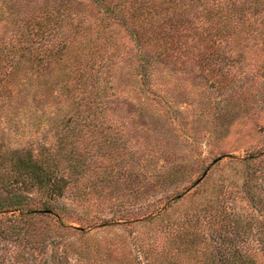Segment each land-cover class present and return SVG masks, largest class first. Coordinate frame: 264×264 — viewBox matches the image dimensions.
I'll return each instance as SVG.
<instances>
[{
	"label": "rangeland",
	"instance_id": "rangeland-1",
	"mask_svg": "<svg viewBox=\"0 0 264 264\" xmlns=\"http://www.w3.org/2000/svg\"><path fill=\"white\" fill-rule=\"evenodd\" d=\"M253 6L218 21L229 31L205 51L168 53L175 65L115 25L125 57L101 75L92 110L75 113L87 99L80 72L99 58L96 38L68 43L48 65L19 44L15 7L27 16L33 3L0 0V148L41 155L78 124L64 169L76 171V188L59 199L56 216L33 221L43 246H2L0 264H48L51 238L83 240L92 251L86 264H208L229 231L238 245L264 247V0ZM39 29L23 31L36 41ZM44 66L66 74L46 86L36 71ZM29 195L38 209L41 197Z\"/></svg>",
	"mask_w": 264,
	"mask_h": 264
},
{
	"label": "trees",
	"instance_id": "trees-1",
	"mask_svg": "<svg viewBox=\"0 0 264 264\" xmlns=\"http://www.w3.org/2000/svg\"><path fill=\"white\" fill-rule=\"evenodd\" d=\"M34 10L24 16L18 7L14 15L19 20V44L27 53L38 52L37 60L48 65L59 63L62 53L69 48L68 43L81 38L95 37L96 53L89 73L79 76L81 89L87 94L84 103L76 107V112L92 110L93 101L99 94L101 75L108 76L122 57L120 41L116 38L115 25L123 27L130 39L141 49L154 52L162 62L175 65L174 59H167L171 52L201 49L205 51L213 45V38H224L229 30L218 28V21L244 15L248 7H255L259 0H123L109 4L107 0H60L59 4L49 0H28ZM254 1V2H253ZM19 16V17H18ZM36 23L43 35L38 40H30L23 29ZM22 24V26H21ZM27 26V27H26ZM24 27V28H23ZM94 32L93 34L91 32ZM28 32V31H27ZM71 35V36H70ZM92 35V36H91ZM62 54V55H61ZM123 56L122 58H124ZM165 57L166 60L162 59ZM130 57L119 66L120 78L126 76V66ZM39 72L45 78L46 86L55 84L61 73L59 67L44 66ZM87 80L93 91L86 92ZM107 81L105 82V85ZM101 90V88H100ZM95 92L93 97L90 93ZM78 124L66 126V132L59 134L54 147L47 148L39 155L32 148H0V250L2 246L22 247L38 251L43 246L44 232L33 221L44 216H56L60 208L59 199L64 197L78 181L76 171L65 173V151L75 144ZM251 157L247 160L256 159ZM37 193L40 207L33 208L36 201L31 195ZM59 221V219H58ZM59 224L45 225V233L51 235ZM234 229V228H233ZM231 229V230H233ZM229 231V230H228ZM231 232L221 235V245L213 252L208 264H264V247L241 246ZM50 260L48 264H86L92 251L85 242H64L49 240Z\"/></svg>",
	"mask_w": 264,
	"mask_h": 264
}]
</instances>
